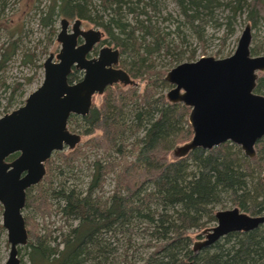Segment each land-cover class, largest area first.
Wrapping results in <instances>:
<instances>
[{"label":"trees","instance_id":"16d2710c","mask_svg":"<svg viewBox=\"0 0 264 264\" xmlns=\"http://www.w3.org/2000/svg\"><path fill=\"white\" fill-rule=\"evenodd\" d=\"M172 1L183 19L172 32L178 36L185 27L201 40L206 27L220 26L214 21L218 10L229 14L228 29L244 14L252 30L264 22V0ZM159 6L158 0H49L37 12L38 24L47 29L49 40L55 36L57 16L100 27L108 37L105 43L119 49L121 67L130 77L142 79L144 88L114 86L115 95H108L100 109L94 107L86 117L70 116L68 128L73 122L84 136L98 131L85 145L100 150L107 160L90 164L89 180L79 189L65 181L55 183L51 157L45 162L43 179L26 191L23 211L31 207L42 218L57 213L64 223L51 230L24 215L27 243L18 254L23 251L26 263L20 264H264V225L248 233L227 234L197 253L192 251L190 233L212 227L217 208L224 210L231 204L248 215H264L260 175L264 138L256 143L252 160L229 142L209 151L194 150L182 159L170 157L192 132L189 109L165 100L164 91L170 87L164 81L167 71L155 69V58L183 60L171 31L155 24ZM3 8L0 0V12ZM5 27L0 24L7 36L0 44V71L23 43L21 28ZM262 51L250 47L253 56ZM36 56L23 51L21 64L42 69ZM186 59L192 60L193 55ZM22 87L20 82L8 85L0 77V89L8 92L6 108L15 103L16 94L19 99L23 96ZM255 92L264 96V74L259 75ZM70 151L54 153L68 165L82 156L79 148ZM109 174L114 175L113 188L105 196L103 185ZM55 231L58 236H53Z\"/></svg>","mask_w":264,"mask_h":264},{"label":"water","instance_id":"95a60500","mask_svg":"<svg viewBox=\"0 0 264 264\" xmlns=\"http://www.w3.org/2000/svg\"><path fill=\"white\" fill-rule=\"evenodd\" d=\"M75 19L71 33L68 20H60L56 41L58 54L43 62L40 86L24 104L0 117V205L2 228L9 244L4 264H20L18 249L27 243L23 216L26 191L44 177L45 162L54 152L73 150L80 135L68 130L71 115L89 113L92 96L101 95L108 86L130 85L126 72L116 69L118 51L105 47L97 59L86 54L102 39L97 29L83 31ZM83 44L76 47V38ZM251 26L246 24L232 55L223 59L200 57L183 62L165 76L170 86L165 99L170 105L189 109L187 121L192 137L170 152L174 160L182 159L197 149L209 151L224 143L239 147L243 155L256 157L255 145L264 137V96L256 94V80L264 73V55L252 56ZM55 60V61H54ZM84 71L81 81L68 84L71 68ZM18 153L11 162L7 158ZM264 185V172L261 175ZM215 224L202 230L192 245L197 253L230 233H248L264 225V215H248L238 208L219 210Z\"/></svg>","mask_w":264,"mask_h":264},{"label":"rangeland","instance_id":"374dc122","mask_svg":"<svg viewBox=\"0 0 264 264\" xmlns=\"http://www.w3.org/2000/svg\"><path fill=\"white\" fill-rule=\"evenodd\" d=\"M49 0H2L4 5L3 10L0 12V24L1 26H6L5 28H21V36L23 38V43L20 46V50L17 55L7 63L6 68L3 71H0V77L4 79L6 84L13 85L16 82L23 84V87L20 89V93L23 92V96L19 99L17 94L15 95V103L6 108L8 92H2L3 89H0V117L5 114L10 113L11 111L19 108L24 104L25 99L36 90L43 79L42 69L35 70L32 66L27 65L23 66L21 64V55L23 51L34 52L37 56L36 58L40 59L39 63L43 64L45 59L50 55H56L60 50V44L56 41V35L60 30V20L64 17L57 16L55 20V36H51L50 40L48 39L49 33L47 29L41 28L38 24L37 12L45 7L48 4ZM229 1V0H225ZM160 6L158 12L156 13L155 24L157 28H161L166 31V27L172 32H174L176 25H181L183 19L179 17L178 8L172 0H158ZM170 16V18L168 17ZM214 21H216L220 26L212 27L208 26L205 28L201 40L197 36L192 35L187 28L181 27L179 36L177 34L171 35L174 39L178 48L177 52L181 54L183 60L181 62H173L174 59L167 57V59L155 58V69L157 70H166L167 72L174 68L175 66L183 62H193L198 60L200 57H215L216 59H223L232 55L237 47L238 39L245 27L249 22L246 20V16L240 15L233 21V23L227 26L228 20L226 17L229 16L223 10H218L214 12ZM78 18L67 19L70 24ZM81 20V28L84 30L87 29H97L103 33V40L107 41V36L105 32L100 28L96 27L93 23ZM183 23V22H182ZM5 29H0V44L6 41L7 36L5 35ZM252 40L251 47L255 45L262 48V52L259 54L264 55V22H260L256 29H253L251 32ZM182 36H184L182 38ZM186 36V39H184ZM185 41V44L182 45L181 42ZM189 41V42H188ZM108 46L113 47L112 44ZM45 52V53H44ZM193 55L192 60H185V58ZM162 68V69H161ZM2 72V73H1ZM32 78L31 83L26 84L25 80L27 78ZM131 79L136 83L138 91H142L144 88V81L142 79ZM121 89L125 90L128 86H119ZM113 89V88H112ZM170 88L166 89V93ZM112 90L106 91L103 96H94L93 98V107L100 109L108 95H115ZM68 128L70 132L79 134L81 139L80 143L76 146V149H80L82 156H80L76 161L72 163L63 162L61 156H57V153H53L51 156V175L55 183L66 182L67 185L71 184L74 188L79 189L84 186L89 180V175L91 174L90 164L95 160H107V156L100 152V150L91 149L89 146L85 145L86 142L96 136L98 131L92 135H82L78 130V127L72 122L69 124ZM185 143V142H184ZM183 144V143H181ZM177 144V145H181ZM71 151L69 149H64L59 152L61 155H68ZM113 158L118 159L115 155H112ZM171 157V155H170ZM172 158V157H171ZM264 172V171H263ZM262 172V174H263ZM260 174V175H262ZM113 174H109L103 185V193L110 194L113 188ZM35 193V192H34ZM32 194V196L34 195ZM226 209H231V204H226ZM217 210H221L220 207ZM35 210L31 207L25 208L23 211V216H30L38 225L47 226L51 230L63 225L64 218L57 213H52L49 217L46 218L40 217ZM2 206L0 205V264H4L8 258L9 254V244L7 243V234L6 231L2 228ZM71 222H69L70 224ZM75 225V224H73ZM66 228V227H65ZM58 232L55 231L53 236H58ZM198 233L191 232L190 237L195 241V236ZM21 254H18L20 261L22 260L26 263V257Z\"/></svg>","mask_w":264,"mask_h":264},{"label":"flooded vegetation","instance_id":"af4514ba","mask_svg":"<svg viewBox=\"0 0 264 264\" xmlns=\"http://www.w3.org/2000/svg\"><path fill=\"white\" fill-rule=\"evenodd\" d=\"M66 19V18H65ZM250 25V24H249ZM251 26V25H250ZM72 27H73V23L72 24H70V22L68 21V27H67V29H66V31H67V33L69 34V33H71V31H72ZM80 28H81V25H80ZM82 29V28H81ZM83 31H86V30H84V29H82ZM87 30H89V29H87ZM60 31V30H59ZM251 32H252V28H251ZM59 33V32H58ZM57 33V34H58ZM56 38H57V35H56ZM251 40H252V35H251ZM83 39L81 38V37H77L76 38V47L77 46H79V45H81V44H83ZM58 43V42H57ZM105 47H108V48H111L112 50H116V51H118V58H117V63H116V66H113V67H115L116 69H121V70H123L124 72H126V74L128 75V77H129V79L130 80H132L131 79V77H130V75H129V73L126 71V70H124L122 67H121V65H120V63H121V55H120V51H119V49L118 48H115L114 46L113 47H110V46H108V43H105V40H103V33H102V39L100 40V42H98V43H96L91 49H90V51L86 54V59L87 60H93V59H97L98 58V56H99V52H100V50L101 49H103V48H105ZM251 47V46H250ZM58 54V53H57ZM253 56V55H252ZM257 56H259V55H257ZM229 57V56H228ZM226 58V57H225ZM55 61V60H54ZM42 71H43V68H42ZM167 73V72H166ZM260 74H264V73H259L258 74V77H259V75ZM83 76H84V71H82V70H79V69H76L74 66L71 68V72H70V74L68 75V79H67V81H68V84H75V83H77V82H79V81H81L82 80V78H83ZM258 79V78H257ZM167 83V82H166ZM168 84V83H167ZM256 84H257V80H256ZM169 85V84H168ZM114 86H128V87H136V83L132 80V84H130V85H124V84H120V83H117V84H115V85H112V86H108L105 90H104V92L101 94V95H98V94H95V95H93L92 96V103H93V98H94V96H103V94L106 92V91H110V90H114V89H111L112 87H114ZM170 88V87H169ZM256 89V88H255ZM113 92V91H112ZM256 93V92H255ZM256 94H258V93H256ZM259 95H261V94H259ZM263 96V95H262ZM166 100V99H165ZM91 103V107H90V109H89V113H90V111L94 108ZM168 103V102H167ZM89 113L86 115V116H88L89 115ZM71 116H76V115H71ZM86 116H84V117H86ZM79 117H81V116H79ZM70 118V117H69ZM67 127H68V121H67ZM69 130V129H68ZM70 131V130H69ZM264 138V137H263ZM261 140V139H260ZM241 150V149H240ZM256 151V150H255ZM242 152V151H241ZM16 154H18V153H16ZM18 156V155H17ZM15 159V158H14ZM13 159V160H14ZM7 161V160H6ZM7 162H11V161H7Z\"/></svg>","mask_w":264,"mask_h":264}]
</instances>
